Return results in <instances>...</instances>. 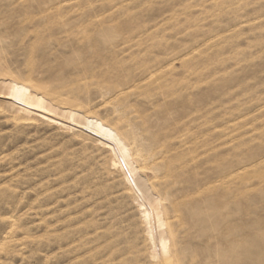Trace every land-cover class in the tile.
Returning <instances> with one entry per match:
<instances>
[{
	"label": "rangeland",
	"instance_id": "obj_1",
	"mask_svg": "<svg viewBox=\"0 0 264 264\" xmlns=\"http://www.w3.org/2000/svg\"><path fill=\"white\" fill-rule=\"evenodd\" d=\"M0 80L144 141L182 264H264V0H0ZM74 128L0 101V264H144L122 170Z\"/></svg>",
	"mask_w": 264,
	"mask_h": 264
},
{
	"label": "bare ground",
	"instance_id": "obj_2",
	"mask_svg": "<svg viewBox=\"0 0 264 264\" xmlns=\"http://www.w3.org/2000/svg\"><path fill=\"white\" fill-rule=\"evenodd\" d=\"M0 101L14 112L58 122L68 130H73L74 126L111 152L114 155L112 166L122 170L133 202L139 209L144 248L138 251L137 260L144 264H182L176 230L178 213L168 194L163 192L158 175L161 165L154 161L152 166L147 165L152 156L148 158L144 154L147 147L140 145L144 141L139 143L134 133L135 137L128 139L114 127L78 110L60 108L24 83L0 80ZM146 170L153 173L152 179Z\"/></svg>",
	"mask_w": 264,
	"mask_h": 264
}]
</instances>
